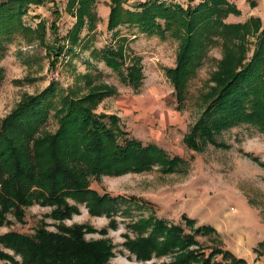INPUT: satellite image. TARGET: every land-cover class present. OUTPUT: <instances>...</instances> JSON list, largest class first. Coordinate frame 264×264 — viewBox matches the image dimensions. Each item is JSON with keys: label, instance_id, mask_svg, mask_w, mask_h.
I'll list each match as a JSON object with an SVG mask.
<instances>
[{"label": "trees", "instance_id": "trees-1", "mask_svg": "<svg viewBox=\"0 0 264 264\" xmlns=\"http://www.w3.org/2000/svg\"><path fill=\"white\" fill-rule=\"evenodd\" d=\"M45 1H0V56L17 33H33L49 56L61 53L62 49L45 41L43 20L35 29L22 21L28 5H41ZM126 1L111 0L107 20L110 30L125 25L136 27L141 33L163 36L170 31L172 36L180 37L175 67L165 70L178 101L176 110L185 97L189 78L205 56L206 46L219 35L231 43L211 77L215 85L206 92L202 113L183 136L190 148L197 150L198 140L217 143L213 138L215 133L240 124L252 125L264 136V27L260 29L259 19L250 18L244 24L225 23L223 17L238 13L236 6L227 0H188L198 3L187 8L162 0H144L128 8L124 6ZM95 3L96 0H67L68 11L76 7V21L66 36L71 44L69 51L78 43L85 21L90 28L95 26ZM250 28L258 37L251 56L243 63L246 49L242 41ZM234 38L241 41L236 44ZM234 45L240 50L235 54L231 50ZM93 54L116 72L123 83L136 88L141 85V68L134 61L125 64L122 44L115 49L104 46ZM3 77L0 67V83ZM114 93L112 88L103 87L80 96L51 81L42 92L23 96L0 122V226L12 223L9 216L17 223H25V208L34 203L50 207L45 217H50L54 226V230H48L42 219L33 234L14 230L0 234L3 264H110L113 256L110 240H87L85 234L94 232V228L81 223L66 225L63 221L77 214L79 204H84L91 216L109 217V225L115 226L114 214H128L131 208L141 205L124 196L100 194L91 188V179L150 171L155 165L163 173H170L184 162L181 156H171L156 143L143 144L129 138L116 114L94 111L104 96ZM51 116L56 123L53 130L47 128ZM181 218L191 232L152 215L131 223L128 227L136 237L131 239L125 234L123 244L138 260H151L153 254H172L173 259L168 263L147 264L245 263L229 250L211 248L205 254L200 248L189 249L198 244L196 235H208L214 227L202 224L194 228V219L184 213ZM100 233L106 234L107 230L101 229ZM258 246H264V240ZM217 255L222 260H214Z\"/></svg>", "mask_w": 264, "mask_h": 264}, {"label": "rangeland", "instance_id": "rangeland-1", "mask_svg": "<svg viewBox=\"0 0 264 264\" xmlns=\"http://www.w3.org/2000/svg\"><path fill=\"white\" fill-rule=\"evenodd\" d=\"M162 1L184 8L189 4L195 7L198 3ZM227 1L236 6L238 13H229L222 21L244 24L249 23L250 18H257L260 29L264 27V0ZM142 2L144 0H127L124 6L134 8ZM66 4L67 0H47L41 5L27 6L23 23L35 29L43 20L45 41L62 51L58 56H49L33 33H17L7 43L0 56L4 72L0 83V122L23 96L42 92L51 81L66 92L75 91L80 96L94 88H112L115 93L104 96L94 111L116 114L129 138H136L143 144L156 143L171 156H181L184 162L170 173H163L155 165L150 171L92 178L90 186L100 194L124 196L129 201H138L140 208L133 207L128 214L117 212L113 217L116 225L110 226L109 217L91 216L84 204H79L78 213L63 223H81L94 228V232L85 234L87 240H110L113 244L110 264L168 263L173 259L170 253L153 254L151 260H138L124 246L125 234L134 239L136 233L128 226L152 215L166 223L179 224L189 233L191 229L181 218L184 213L195 220L194 228L202 224L214 227L208 235H196L198 244L189 249L197 251L200 248L208 254L211 248H220L243 258L244 264H264V246H258L264 240V136L254 126L240 124L215 133L213 138L217 143L198 140L197 150L190 148L183 139L202 113L206 92L215 85L211 77L231 43L219 35L214 37L215 42L206 46L205 56L189 78L185 97L176 110L178 101L165 70L175 67L180 37L172 36L170 31L163 36L141 33L136 27L125 25L110 30L107 20L111 0H96L95 26L90 28L85 21L78 43L69 51L71 44L66 36L76 21V7L68 11ZM257 37L250 28L242 41L246 49L243 63L251 56ZM240 41L233 39L236 44ZM119 44L123 46L125 64L134 61L141 68L142 83L137 88L123 83L116 72L93 54L104 46L115 49ZM231 50L234 54L240 51L235 45ZM55 127L51 116L47 128L53 130ZM49 210L50 207L34 203L25 208V223H17L9 216L12 223L0 226V234L8 230L33 234L42 219L48 224V230H54L53 220L45 217ZM101 229L107 233H100ZM214 260L220 261L222 256L217 255ZM225 262L229 263V259ZM0 264H3L1 260Z\"/></svg>", "mask_w": 264, "mask_h": 264}]
</instances>
